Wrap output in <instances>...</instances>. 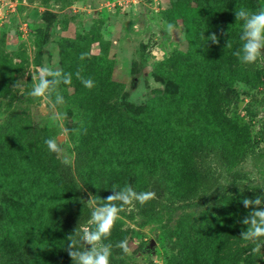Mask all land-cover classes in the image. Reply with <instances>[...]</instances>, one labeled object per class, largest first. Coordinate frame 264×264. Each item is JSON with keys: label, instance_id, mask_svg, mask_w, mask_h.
Returning a JSON list of instances; mask_svg holds the SVG:
<instances>
[{"label": "trees", "instance_id": "1", "mask_svg": "<svg viewBox=\"0 0 264 264\" xmlns=\"http://www.w3.org/2000/svg\"><path fill=\"white\" fill-rule=\"evenodd\" d=\"M192 1L196 3L190 6L186 0H173L161 10L167 23L183 25L188 48L162 60L171 67L159 75L170 86L143 105L119 110L109 101L116 83L110 77L109 41L100 34L96 53H86L83 60L69 55L62 59V72L72 73L69 86L82 116L74 129L79 142L71 165L37 148L32 126L0 124V264H74L67 238L86 226L93 208L86 205L83 191L96 204L103 203L112 183L126 174L140 182L136 192L154 191L157 196L163 180L179 189L173 194L178 201L202 199L209 208L202 232L180 246L173 264H246L256 254L253 242L226 250V243L236 236L242 239L247 227L241 223L249 211L242 200L264 192L238 183L245 174L231 171L254 146L245 124L236 122V116L225 117L217 102L221 99L227 107L235 100L234 80L252 85L260 79L257 63L244 64L233 53L242 47V22L235 11L244 7L255 12L263 3ZM212 33L218 44L208 40ZM77 72L91 78L95 87H84ZM10 82L0 73V90ZM222 171L229 179L224 186L219 182Z\"/></svg>", "mask_w": 264, "mask_h": 264}, {"label": "rangeland", "instance_id": "2", "mask_svg": "<svg viewBox=\"0 0 264 264\" xmlns=\"http://www.w3.org/2000/svg\"><path fill=\"white\" fill-rule=\"evenodd\" d=\"M172 1L0 0V58H3L0 73L11 80L0 90V124L32 126L36 147L45 155H53L63 162L67 160L71 165L73 148L79 142L74 129L82 123L81 113L76 110L74 89L63 83L58 85L63 104L31 96L39 79L37 69L61 70V61L66 55L80 58L82 53H96L100 34L109 41L110 77L116 83L109 101L119 110L128 105L134 108L143 105L170 86L159 75L160 71L171 67L162 60L177 50L184 52L188 48L183 25L164 20L161 10ZM261 1L264 5V0ZM186 3L192 6L196 2L186 0ZM168 24L174 25L171 33L166 30ZM171 65L174 68L177 61ZM257 70L260 79L253 86L250 82L234 80L231 88L237 93L235 100L226 107V103L218 99L217 105L225 112V117L236 116V122L245 124L254 146L253 153L233 165L231 171L245 174V179L238 183L257 186L264 192V63L258 61ZM50 99L54 102L55 94ZM55 137H62L60 153L50 152L45 144L46 139ZM134 177L131 174L118 177L109 193H113V188L119 190L126 185L136 190V183L140 182ZM219 182L223 186L229 182L223 171ZM160 185L162 189L154 201L140 207L135 203L131 210L125 206L119 213L111 236L104 241L112 246L110 264H173L180 246L202 232L209 210L203 200L178 201L173 195L178 193L177 187L172 188L163 180ZM83 192L86 205L96 206L91 194ZM226 194L223 191V195ZM89 221L85 227L94 230L95 225ZM124 239L129 244L128 254L116 246ZM249 242L233 237L226 243V250ZM252 256L246 264H264V247Z\"/></svg>", "mask_w": 264, "mask_h": 264}, {"label": "clouds", "instance_id": "3", "mask_svg": "<svg viewBox=\"0 0 264 264\" xmlns=\"http://www.w3.org/2000/svg\"><path fill=\"white\" fill-rule=\"evenodd\" d=\"M235 19L242 22V31L240 40L242 47L235 51L233 55L239 58L244 64H256L258 61L264 63V5L259 10L253 12L244 7L235 11ZM174 25L168 24L166 30L171 33ZM208 40L212 43H219L215 33L208 36ZM227 47H231V43L227 41ZM86 58V54H81L80 59ZM39 74L38 83H35L31 96L42 98L49 103L63 104L64 98L61 96L57 87L60 83L70 85L72 83V73H64L62 70H52L48 67H40L37 69ZM76 78L81 81L84 87L91 89L95 87V82L91 78H84L80 72H77ZM55 94V101H51V96ZM62 137H55L45 140L48 150L53 153H60V141ZM67 163V160H65ZM154 191L136 192L131 186L116 190L104 198V202L96 204L91 212L89 224H94L95 229L90 227H77L68 236L67 251L74 264H110L112 255V246L105 244L119 219V213L125 210V206L131 210L134 202L144 205L149 201L156 199ZM119 202V203H117ZM248 213L242 219L241 223L246 230L241 232V238L244 241H250L255 244L251 249L252 252H258L264 247V194L256 196L254 199L245 197L242 200ZM124 254L130 252L127 239L121 240L116 245Z\"/></svg>", "mask_w": 264, "mask_h": 264}, {"label": "built area", "instance_id": "4", "mask_svg": "<svg viewBox=\"0 0 264 264\" xmlns=\"http://www.w3.org/2000/svg\"><path fill=\"white\" fill-rule=\"evenodd\" d=\"M8 2H10V1H8ZM11 5V4H10Z\"/></svg>", "mask_w": 264, "mask_h": 264}]
</instances>
